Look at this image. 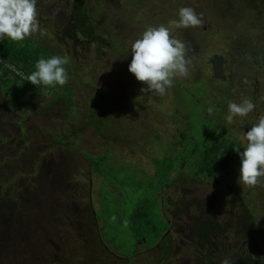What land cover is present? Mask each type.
<instances>
[{
    "label": "rangeland",
    "instance_id": "374dc122",
    "mask_svg": "<svg viewBox=\"0 0 264 264\" xmlns=\"http://www.w3.org/2000/svg\"><path fill=\"white\" fill-rule=\"evenodd\" d=\"M247 3L92 0L90 11L101 18L105 37L99 50L67 27L68 0L39 2L46 35L24 41L38 40L71 58L67 84L74 88L77 106L69 111L63 100L54 99L63 91H46L35 99L7 97L9 106H0V264H158L159 249L141 251L140 246L135 256V239L128 233L133 209L144 199H157L153 158L173 156L174 148L181 150L186 142L203 148L206 128H228L226 134L244 146L245 129L264 113V2L254 10ZM181 7L203 13L204 25H170ZM160 24L187 44L192 57L189 77L176 79L163 97L142 94L146 85L128 70L132 43L148 26ZM35 48L40 51L34 66L41 57H51L45 47ZM215 56L238 80L231 101L246 97L256 104L247 117L227 121L223 102L230 92L212 79ZM101 121L105 135L97 125ZM69 133L75 135L67 138L68 145L54 142ZM239 169L220 184L183 171L162 191L161 210L172 235V243H161L169 248L163 264H221L223 259L264 264V186L242 187ZM41 213L52 221L41 220ZM210 246L211 260L205 256Z\"/></svg>",
    "mask_w": 264,
    "mask_h": 264
},
{
    "label": "trees",
    "instance_id": "16d2710c",
    "mask_svg": "<svg viewBox=\"0 0 264 264\" xmlns=\"http://www.w3.org/2000/svg\"><path fill=\"white\" fill-rule=\"evenodd\" d=\"M43 1L45 0H38L37 5L39 4V2ZM68 1L71 7L69 17H71L72 19V27L76 29L77 33H80L83 36L85 43L95 42L96 46L100 50L104 43L105 37L101 30V18L94 12L90 11L92 0ZM247 1V5L252 10L256 9L259 4L264 2V0ZM41 8L42 6H39L40 11ZM261 15L264 16V13H262ZM12 43L13 45L11 46ZM12 43H0V60L6 62L0 63V89L2 91V94H4V97L1 98L2 104L0 101V106L6 107V105L10 103L8 98H12L13 100H19L21 98L35 99L40 98L46 91H51L55 94H57L58 91H63V94L56 95L54 99L59 98L60 100H63L67 105L69 111H71L72 109L75 110V106H77V99L75 96L74 88L71 85L66 84L63 87L35 86L31 84V82H29L27 79H25V76L30 75L31 72L35 70L34 62L36 61L34 58L35 55H37L36 51H40L32 50L33 47H45L49 52H51V56L59 55V50L54 47L52 48L50 46H46L44 43L34 39H31V41H13ZM262 56L264 58V54H262ZM211 64L214 65L215 70L212 79L214 80V78H216L217 81H219L221 85H223L222 88L226 91H224L225 93L231 92L232 87L235 86L236 82L238 81L237 78L224 70L223 62L221 58H219V56H215L212 59ZM8 65H10L11 67H9ZM218 67H220L222 70L218 69ZM211 80L208 81L210 82ZM3 86H6V89H3ZM209 86L210 83L208 84V87ZM196 95L197 96H193L195 101H197L196 98H198L199 94ZM89 99H91V96L88 98V100ZM2 114L3 112L0 110V119H2ZM172 114L175 115L176 113L172 112ZM96 117L97 116L95 115V118ZM103 122L104 121L97 122V125L101 128L100 133L102 135H105V132L102 129ZM91 124H93V122H91ZM84 128H86L85 125H83V127L79 129V131L84 130ZM205 131L207 133L204 141L208 142V144L204 145L203 148H198V142H195L194 144L186 142L184 144L186 145L185 149L177 150V147L174 148V150L176 151L173 156L165 157L163 159L153 158L155 167V177L153 178V182L157 187V199L153 202H151V200L149 199H144L143 201H141L133 209L129 221L128 233L131 238L135 239L133 245L135 256L137 255V253H139L138 249L141 246V251L153 247L155 249H159L162 259L158 262V264H163L165 258L168 257L169 248L167 245L165 247H162L161 243H167L169 239H171L172 243V235L171 233H169L171 223L170 221L165 219L162 213V199L159 198V195L166 188L175 185L177 179H179L177 178V175L181 173L180 170L184 169L183 171L186 172H188L187 170H191V172L188 173H191L192 175H205L208 178L219 177L218 179H221L226 177L227 175L232 174L235 171L236 167L240 165L237 162V152L235 151V147H237L238 144H233L230 139L223 136L221 137V134H217V132L213 130L215 132L214 133L210 130V128H206ZM73 135L75 134H63L61 135V137H54L53 139L56 144H59L58 142L66 141L64 143L68 145L67 138H70ZM178 152L181 153L178 154ZM178 155H180V157ZM184 163H187V166L184 167ZM100 167L101 164L98 162L96 169H99ZM95 173L98 172L95 171ZM158 206L160 207L161 212H158ZM48 208H50V206H45L44 210H47ZM40 215L41 220H43L44 222L52 221L51 215L47 213H41ZM206 231L208 230L205 229L203 232ZM204 237H207V235H205ZM205 241L208 242V239H206ZM25 248L27 249V247ZM211 251L212 248H210L208 254H205V256L210 260L214 259ZM127 259L129 258L127 257Z\"/></svg>",
    "mask_w": 264,
    "mask_h": 264
},
{
    "label": "clouds",
    "instance_id": "9594fccd",
    "mask_svg": "<svg viewBox=\"0 0 264 264\" xmlns=\"http://www.w3.org/2000/svg\"><path fill=\"white\" fill-rule=\"evenodd\" d=\"M37 3L38 0H0V41L20 42L37 34L40 37L46 35L40 24ZM169 23L175 28L201 27L205 23L204 14L197 13L192 7H181L178 19ZM188 52L187 44L175 38L170 27L164 24L148 26L131 45L132 59L128 70L137 81L146 85L140 90L142 94L163 97L174 86L176 79L189 77L192 57ZM70 62L68 55L41 57L26 79L35 86L63 87L70 79L66 67ZM0 63L6 62L0 60ZM255 108L251 98L242 97L239 103L230 101L227 121L231 123L235 117L245 118ZM207 111L212 114L213 108L209 107ZM243 140V151L235 147L241 160L238 183L249 189L264 186V113L243 134ZM116 219L112 217L113 221ZM221 264H230V261L223 259Z\"/></svg>",
    "mask_w": 264,
    "mask_h": 264
},
{
    "label": "flooded vegetation",
    "instance_id": "af4514ba",
    "mask_svg": "<svg viewBox=\"0 0 264 264\" xmlns=\"http://www.w3.org/2000/svg\"><path fill=\"white\" fill-rule=\"evenodd\" d=\"M71 25H72V19H70L69 20V22H68V24H67V27H71ZM74 34H75V36H76V34H77V31H76V29L74 30ZM231 87V86H230ZM208 91H209V89H208ZM234 89L232 88V91L230 92V95L228 96V95H221V96H223V97H225V96H228V98L226 99V101L225 102H223V104L226 106L231 100H233L235 97H237L235 94H234ZM0 94H2V91H1V89H0ZM7 95V94H6ZM200 100V99H199ZM199 100H197V101H199ZM257 102V101H256ZM223 105V106H224ZM217 107V106H216ZM209 114V113H208ZM206 115V117L207 118H210V116L209 115ZM6 118V117H5ZM211 131H213V130H211ZM214 131H216V130H214ZM213 131V132H214ZM226 131H229V129L228 128H225V127H222L221 128V131H219V132H217V134L219 133V134H221V137L223 136V137H225V138H228V139H230L232 142H233V144H238L237 145V147H240V151H243L244 149H243V144H241L239 141H237V140H235L234 138H231V137H229L227 134H226ZM249 130L246 128L245 129V131H244V133L246 134L247 132H248ZM215 133V132H214ZM184 147L181 149V150H183V149H185V147H186V145H183ZM178 150V149H177ZM237 162L240 164L241 163V160H240V156L238 155V153H237ZM240 168V165H238L237 167H236V169H235V171L232 173V174H235L237 171H238V169ZM181 171V173L183 172V170H180ZM186 172V171H185ZM188 173V172H187ZM189 175H192L191 173H188ZM232 174H230V175H232ZM193 176H195V177H197V178H200V177H202L203 175H193ZM227 176H229V175H227ZM226 176V177H227ZM204 177V176H203ZM226 177H224V178H221V179H218L219 177H216V178H207V176H206V181H209V182H214L215 184H220V183H222L224 180H225V178ZM183 182V180L181 181V183ZM250 215L251 214H253V213H249ZM171 223V222H170ZM171 226V225H170ZM170 229H171V227H170ZM210 248H212V246H210ZM213 250V249H212ZM209 251L210 250H208L205 254H207V253H209ZM248 251H249V248H248ZM211 253H212V255H213V257H215L214 256V251H211ZM250 254H253L252 252L250 253ZM246 257V256H245ZM261 257H259L258 259H260ZM215 259V258H214ZM247 259H250V261H252V259H251V256L249 255L248 257H247ZM245 260V259H244Z\"/></svg>",
    "mask_w": 264,
    "mask_h": 264
},
{
    "label": "built area",
    "instance_id": "2783aa9c",
    "mask_svg": "<svg viewBox=\"0 0 264 264\" xmlns=\"http://www.w3.org/2000/svg\"><path fill=\"white\" fill-rule=\"evenodd\" d=\"M27 76H25V79H26Z\"/></svg>",
    "mask_w": 264,
    "mask_h": 264
}]
</instances>
